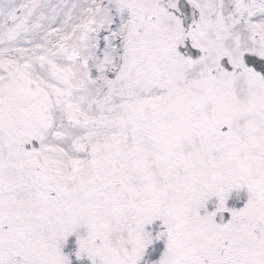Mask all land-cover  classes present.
Here are the masks:
<instances>
[{
    "label": "snow or ice",
    "instance_id": "6c2138e0",
    "mask_svg": "<svg viewBox=\"0 0 264 264\" xmlns=\"http://www.w3.org/2000/svg\"><path fill=\"white\" fill-rule=\"evenodd\" d=\"M0 264H264V0H0Z\"/></svg>",
    "mask_w": 264,
    "mask_h": 264
}]
</instances>
